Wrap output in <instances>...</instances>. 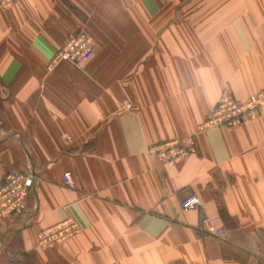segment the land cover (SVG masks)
Wrapping results in <instances>:
<instances>
[{
  "label": "crops",
  "instance_id": "crops-1",
  "mask_svg": "<svg viewBox=\"0 0 264 264\" xmlns=\"http://www.w3.org/2000/svg\"><path fill=\"white\" fill-rule=\"evenodd\" d=\"M80 30L96 42L92 59L48 70ZM263 89L264 0L0 9V182L37 175L28 213L0 222V264H264V107L199 136L173 167L147 154L193 135L223 94L245 102ZM194 194L202 207L184 211ZM68 217L80 232L41 249L39 232ZM207 218L226 233H208Z\"/></svg>",
  "mask_w": 264,
  "mask_h": 264
},
{
  "label": "built area",
  "instance_id": "built-area-1",
  "mask_svg": "<svg viewBox=\"0 0 264 264\" xmlns=\"http://www.w3.org/2000/svg\"><path fill=\"white\" fill-rule=\"evenodd\" d=\"M20 0H0V9L8 10L17 5ZM96 42L85 30H80L71 35L68 41L59 46L48 65L52 70L57 65L67 62L82 68L88 63L95 51ZM264 107V89L251 95L245 102H240L230 94H223L207 119L197 126L193 135L176 138L163 143L147 147V154L158 162L166 163L173 167L180 160L196 152V139L206 132L226 128L234 129L238 125L255 119ZM123 109L126 112L137 110L135 106L124 102ZM37 182L35 171H12L7 173L0 182V222L13 216H24L29 211V198ZM63 184L66 188L77 190V185L70 173H65ZM184 211L198 210L202 207V201L196 194L191 195L181 203ZM219 218H207L204 220L205 229L215 237H222L226 231L216 227ZM78 222L68 217L61 223L43 229L38 234V245L43 250H49L64 243L80 232Z\"/></svg>",
  "mask_w": 264,
  "mask_h": 264
}]
</instances>
